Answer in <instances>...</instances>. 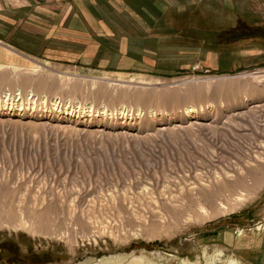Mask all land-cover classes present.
Returning <instances> with one entry per match:
<instances>
[{
    "label": "rangeland",
    "instance_id": "1",
    "mask_svg": "<svg viewBox=\"0 0 264 264\" xmlns=\"http://www.w3.org/2000/svg\"><path fill=\"white\" fill-rule=\"evenodd\" d=\"M0 46V264H264V0H0Z\"/></svg>",
    "mask_w": 264,
    "mask_h": 264
},
{
    "label": "bare ground",
    "instance_id": "2",
    "mask_svg": "<svg viewBox=\"0 0 264 264\" xmlns=\"http://www.w3.org/2000/svg\"><path fill=\"white\" fill-rule=\"evenodd\" d=\"M263 169L261 171V174L264 175V170ZM259 175L260 174H258L254 179L252 178V182H253V185L252 186L253 187H257V185L259 184V181H260V176ZM236 182H238L240 184L239 187L240 186H243V187L248 188V186L246 185V184H248L247 183V180L244 177H239V179ZM196 186L197 185L194 182L193 187L189 188V190L192 192V195L193 196L188 195L187 196V199H189V201L191 202V204H193L194 206H197L198 208H201V210H204V207H202L204 203H205V205L208 204L213 209H215L217 207H220V209H226L225 201H228L229 198L234 197V196H238L236 199L241 200V198H239L240 195H238L239 193L226 194V192H229V188L232 186L229 182L228 183H223L221 185H218L217 188H214V189H211V190H206V191L205 190L204 191L203 190L202 191L201 190H198V188ZM233 186H234V184H233ZM201 212L204 213L206 211H201ZM38 219H39V221L41 223L44 222V224H46L47 219H49V218H48V216H46V214H41V215H39V218ZM107 262L109 264H114V261L113 260H109ZM104 263H106V262L105 261H102V263H100V264H104Z\"/></svg>",
    "mask_w": 264,
    "mask_h": 264
},
{
    "label": "crops",
    "instance_id": "3",
    "mask_svg": "<svg viewBox=\"0 0 264 264\" xmlns=\"http://www.w3.org/2000/svg\"><path fill=\"white\" fill-rule=\"evenodd\" d=\"M32 1H34V0H32ZM28 3L34 4L33 2H28ZM28 3H27V4H28ZM4 6H5V5H4ZM30 13H31V14H34V12H30ZM0 48L3 49V47H1V46H0ZM1 61H2V60H1Z\"/></svg>",
    "mask_w": 264,
    "mask_h": 264
}]
</instances>
